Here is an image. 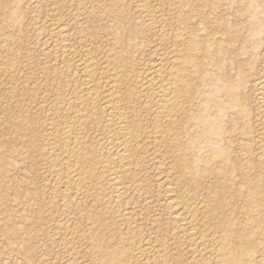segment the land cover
Instances as JSON below:
<instances>
[{"label":"rangeland","instance_id":"1","mask_svg":"<svg viewBox=\"0 0 264 264\" xmlns=\"http://www.w3.org/2000/svg\"><path fill=\"white\" fill-rule=\"evenodd\" d=\"M137 1L127 0L129 15L133 17L137 16L135 9ZM144 1L150 9L151 24L137 38L136 46L131 48L130 64L125 63L124 69L128 75L127 80L121 84L120 91L123 93L134 92L137 100L135 107H132L134 114L130 113L129 119L136 117L135 120H138L142 132L138 148L139 158L137 159L142 164L140 163L138 166L140 171L137 172L136 177L147 194L145 192L135 194L128 192V195H131L130 198L127 197L130 199L127 201L130 212L128 216L132 221L135 219L133 227L132 223L128 224L126 221L119 223L116 219H109L110 222L102 221L100 229L111 235L116 243L119 242L118 237L113 233L119 235L127 248H125L126 254L130 253L132 261L138 262V259L141 260V256L128 245L133 240L132 238L139 239L143 232L145 236L141 237L142 244L150 245L147 252L144 251V257L150 256V252L153 251L152 246L158 244L157 238L159 236L161 239L162 234L164 247L160 248L158 257L165 255L167 264H199L198 258L190 256L191 254L184 248V244H181L182 239L180 240L177 235H172L166 222L167 209L165 208V198L161 192V179L157 175L160 172L157 171L163 170L166 174L173 176L171 181L178 188L174 195L178 196L176 200L179 203L210 202L209 210L213 213L215 220H218L219 210L217 207L221 206V212L229 215L236 224L238 220H243L246 216L242 213L241 198L235 195V192H238L240 188V176L232 158L241 156L243 149L247 148L246 155L249 164L254 166L256 162L255 146L261 126L254 117V109L252 103L249 102L248 117L245 120H237L234 132L237 139L230 140V142L232 141L229 146L230 152L227 155L223 154L221 159L216 162L209 161L207 163L209 168L212 166L214 168L220 167L222 162L223 165L219 171L201 176L197 179V183H186L180 180L178 169L171 162L169 156L171 153L167 147L159 146V144L156 146L153 142L151 120L153 110L152 112L149 110L154 106L150 102L148 105V94L139 90L141 89L140 85L148 77L151 66L155 63L156 54L164 49H171L172 43L169 38L162 44L159 43V39L166 38L173 28L166 6H163L160 0ZM234 1L213 0L211 7V4L204 7L210 20L209 23L202 22L203 16H207L202 12H193L194 14L191 16L190 22L193 24L202 23L199 40L206 46L203 51L196 53L195 58L206 55L209 59L215 60V62H210L208 59L204 62L202 59L204 64L197 72L200 77L206 80L219 75L215 59V52L219 47L222 48V51L218 55L224 61L226 70L231 75L235 77L241 75L243 81L251 80L260 73L264 75V0H257L261 9L258 15L251 20L245 14L247 11L243 2ZM3 3L7 7L0 8V264H67L66 261L70 258L73 261H71L72 264H93L96 255L90 251V241H88L89 232L87 231H89L90 223L84 217L90 212H98L105 207L103 202L107 196L110 198L111 191L106 177L102 169L98 167L99 165L96 166L97 170L88 176V183L84 184L81 190L85 196L83 193L82 197L79 195L82 200L84 199V203L81 202L80 197L76 202L74 201L76 204L70 203L72 212L74 209L75 211L78 209L76 212L78 214L79 211L80 215H74L76 218L72 216L71 221L66 224L62 216L64 210L62 197L66 193L73 192V188L69 189L67 186V189L64 184L57 185L55 183L57 176L53 173L52 165L58 162L55 159H59V155L57 149L52 153L54 156L47 150L48 145L54 148L61 146V140L57 135L55 136V132L60 131L64 126L63 122L71 116L70 110L64 103L67 100H73L74 94L66 90V83L72 78L77 86L84 82V87L86 81H83L84 78L81 75V64L91 56L99 64V71L102 70L100 64L109 51V19L105 13L98 10L93 12L88 7L84 8L81 6L80 0H0V4ZM212 8L215 10L211 11ZM12 14L15 15L16 22H12L10 19ZM168 16L169 18H167ZM257 24L262 28V35L249 33V28ZM64 27L67 29L69 38L68 53H53L59 40L56 32L59 28ZM80 28L84 29L85 34H80ZM235 30H238L237 33ZM186 37L189 36L186 35ZM240 48L243 49V52L241 56H237L236 51ZM237 60H239V64L238 62L234 64L233 62ZM68 64L72 66V72L66 80L61 69ZM101 79L104 78L98 73L96 83H98L101 94L106 95L108 87L105 80ZM190 90L192 92L190 100L184 104L187 111L181 112L179 117L181 133L177 142L184 146H187L191 141L194 117L197 115V111L204 107V97L209 92L206 83L197 80L191 82ZM142 96L143 98H141ZM84 99L88 101L86 97ZM88 115L84 120L83 129L80 128V131H77L78 128H71V135H78L81 138L82 158L84 156L86 160L90 158L88 152L92 149L98 153L105 151L103 144H105L104 134L106 133L103 127L105 117L96 118L94 115L93 117L89 111ZM18 117L22 118V123L15 125ZM103 120L104 122H102ZM95 123L98 125L96 126ZM222 124L223 128H226L225 123ZM53 130L55 131L53 132ZM101 130L104 131L102 134ZM50 131L52 132L50 133ZM159 152L160 154H157ZM144 174L145 176H143ZM248 177L251 180L258 178L255 169L248 173ZM94 198H97L99 203L95 202ZM219 200L225 202L221 205L218 203ZM210 212L209 220L213 221ZM136 222L138 223L136 224ZM63 226L66 228L63 229ZM75 227L79 230H75ZM206 228H208L207 237L209 239L211 237L213 240L217 233L211 232L208 226ZM70 229L72 230L70 231ZM66 232H69V235L71 232V235L69 236ZM173 237H176L177 242H180L177 244V239L174 240ZM146 238L151 239V242L150 240L146 241ZM152 241H156V244ZM72 247L77 250H71ZM249 253L250 255L255 254L251 250ZM151 255L155 256L156 253H151ZM149 258L152 260L151 256ZM73 259H77V261Z\"/></svg>","mask_w":264,"mask_h":264},{"label":"bare ground","instance_id":"2","mask_svg":"<svg viewBox=\"0 0 264 264\" xmlns=\"http://www.w3.org/2000/svg\"><path fill=\"white\" fill-rule=\"evenodd\" d=\"M160 1L163 6H166L167 14H169L171 19L170 24L173 29H171L170 32L167 31L169 33L166 38L160 36L159 43L162 44L169 38L172 45L171 49H166L167 51L164 49V52L160 51L161 53L159 52L156 54L155 63L151 66L150 73L140 85L141 89L139 90L148 94L147 103L150 105V102L154 106L153 109L149 110L150 112L153 110L151 113L153 142L156 146L159 144V146L167 147L171 153L169 155L171 162L178 169L180 180L186 183H197V179L201 176L211 175L219 171L223 165L222 162L220 167L214 168L213 166L209 168L207 163H209V161L216 162L218 159H221L223 154L227 155L228 152H230V143L237 139L236 134H234L237 120H245L248 117L250 112L248 107L249 102L252 103L254 117L261 126L255 146L256 162L254 166L249 164L246 155L247 148L243 149L244 151L241 156H233L232 158L236 163L235 167L240 176V188L238 192H235V195L241 198L243 203L242 213L246 217L243 220H238V222L234 224V220H232L229 215L227 216L225 212H221V206L217 207L219 210L217 216L218 220H215L213 213L209 210L211 207L210 202L195 201L179 203V201L176 200L178 196L174 195L175 192L177 193L178 188L175 183L171 181L173 176L171 177L170 174H166L162 170L157 171L160 172L157 173V175L160 176L161 192L165 198V208L167 209L166 222L172 231V235H177L180 237V240L182 239L183 242L181 244H184V248L188 250L191 254L190 256L198 258L199 264H253L257 262L259 264H264V75H261V73L257 74L253 79L248 81H243L241 75H237L236 77L231 75L226 70L224 61L218 55L221 54L222 51V48L219 47L215 52L219 75L215 77L212 76L209 80L200 77L197 71L199 68H202L205 60L209 58L206 55L197 56L195 58L196 53L203 51L206 46L199 40V33L202 31L200 25L202 23L199 24L197 21L199 25H196L190 21L191 16L194 14L193 12L198 11L206 14L204 7L210 4L211 7L213 5V0ZM240 1L243 2L244 8L247 11L245 14L250 20L258 15L261 6L258 4L257 0ZM80 4L84 8H90L93 12H97L96 10H98L107 15L110 22L108 27L110 43L106 58L100 64L102 66L101 71H99V64L93 60L92 56L82 62L80 70L84 78L83 81H86L84 87V82L82 85L78 84L77 86V83L73 82L72 78L66 83V90L74 94L73 100H67V102L64 103L67 109L70 110L69 113L71 116L63 122V127L60 126L62 127L61 130L55 132V136L57 135L61 140V146L59 148H54L48 145V153L52 154L55 149H57V154L59 155V159H55L58 162L52 165V169H54L53 173L57 176L55 183L57 185L64 184L66 187L69 186V189L70 187L73 188V192L66 193L62 197V205L64 208L62 216L66 223L70 222L72 216L77 214L76 211L78 209L75 211L72 207L74 209L72 212L70 203H75L81 196L83 193H81V190L84 184L86 185L88 183V176L95 173L97 170L96 166L99 165L98 167L102 169L106 177L111 196L110 198L107 196V199L103 202L105 207L98 210V212H90L84 217L85 219L87 218V221L90 223V225H88L89 231H87L88 229L86 231L89 232V237H87L89 238L88 241H90V251L96 255L93 264H167L165 255H159L161 258L158 257V253L161 251L160 248L164 247L162 234L161 239L157 235L158 244L155 243L156 241H152L156 244L154 247L152 246L153 251H149L152 260H150V256L148 258L143 256L144 251L147 252L150 246L146 243L142 244L141 237L145 236V234L141 232L142 235L139 236L140 240L135 237L132 238L133 240L128 247L134 248V250L140 254L141 260L138 259V263L137 261H132L130 253H128L129 255L126 254L127 248L119 235L113 233L114 236L118 237L119 242L116 243L113 241L111 235H108L100 229L103 223L102 221H109V219H116L119 223H124L126 221L128 224H133L135 219L132 221L130 220L131 217L128 216L130 212L128 210L127 201L130 199H127V197L131 196L128 195V192L132 194L145 192L136 177L137 172L140 171L138 166L141 161L137 159L139 158L138 148L142 132L140 131L138 120H135L136 117H133L131 120L129 119L130 113L134 114L132 107H135V102L137 100L134 92L128 91L127 93H123L120 91V86L127 80L128 75L124 69L126 67L125 63L127 65L130 64L131 48L136 46L137 38L151 24L150 9L144 0H138L135 5L137 16L133 17L129 15L127 0H80ZM5 7H7V5L4 3L0 4V8ZM214 10L215 9L212 8L211 11ZM169 16L167 18H169ZM10 19L12 22H16L14 14L10 16ZM202 22H210L208 15L203 16ZM79 30L80 34H85L83 28ZM237 31L238 30H235V33H237ZM249 33L253 35H262V28L259 24L252 25L249 28ZM56 35L59 40L56 46L57 48L54 49L53 53H68L67 47L69 38L67 29H65V27L59 28ZM186 35L189 37H186ZM242 52L243 49L240 48L236 51V55L241 56ZM202 59L204 60L203 63ZM208 61L215 62L212 58ZM235 62L239 64V60L233 63L235 64ZM61 72L66 76L64 78L67 80L72 72V66L69 64L64 66ZM98 73L104 78L101 80H105L108 87V93L105 92L107 93L106 95L101 94L98 83H96ZM194 80L204 81L208 86L209 92L204 97V107H201L194 117V131L191 133V141L187 146H184L177 142L178 136L181 133L179 117L181 112L187 111L184 104L190 100L192 95L190 84ZM143 96L141 98H143ZM223 96H225V98H222ZM84 97H86L88 101H86ZM87 103L90 105L89 108ZM88 111L96 118H101V116L105 117V122L104 120L102 121L105 124H102L106 133L104 134L105 144H103L105 145V151H103V153H98L94 149H89L88 157L90 158L86 160L84 156L82 158L83 154L81 147L83 146L80 147L81 138L80 136L78 137V135L72 136L71 128H78L77 131L80 128L83 129L84 120L89 116ZM50 117L52 119V116ZM223 122L226 128H223ZM20 123H22V118L18 117L15 125H19ZM50 123H52L51 120ZM102 130L101 134L104 132ZM54 131L55 130H53V132ZM51 132L52 131H50V133ZM230 140L232 141L230 142ZM157 154H160V152ZM253 169H255L258 175V178L255 180H251L248 177V173ZM143 176H145V174ZM83 201L84 199L81 202ZM94 201L99 203L97 198H94ZM223 202L225 201L219 200L218 203L222 205ZM131 203L133 205V201ZM77 204L79 205V203ZM133 210H135L134 207ZM209 212L212 214L213 221L209 220ZM78 214L80 215L79 211ZM137 223L138 222H136V224ZM133 226L134 224L132 227ZM207 226L211 232L217 233L213 240L211 237L209 239L206 235L208 232ZM65 228L63 226V229ZM76 229L78 228L75 227V230ZM71 230L72 229H70V231ZM155 236L153 238L154 240L156 239ZM213 236L215 235L213 234ZM76 237L78 238L77 235ZM148 240L151 242V239H147L146 241ZM177 241L178 239L176 242ZM179 242H177V244ZM74 247H72L71 250H77V248L73 249ZM250 250L254 251L255 254L250 255ZM151 253H156V255H151ZM73 260L77 261V259ZM71 261L70 258L66 263L72 264Z\"/></svg>","mask_w":264,"mask_h":264}]
</instances>
